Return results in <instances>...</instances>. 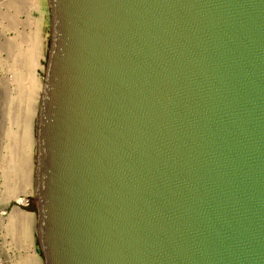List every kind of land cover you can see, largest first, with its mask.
Wrapping results in <instances>:
<instances>
[{"label":"water","instance_id":"1","mask_svg":"<svg viewBox=\"0 0 264 264\" xmlns=\"http://www.w3.org/2000/svg\"><path fill=\"white\" fill-rule=\"evenodd\" d=\"M46 6L42 264H264V0Z\"/></svg>","mask_w":264,"mask_h":264},{"label":"rangeland","instance_id":"2","mask_svg":"<svg viewBox=\"0 0 264 264\" xmlns=\"http://www.w3.org/2000/svg\"><path fill=\"white\" fill-rule=\"evenodd\" d=\"M18 1L23 3L25 1V3L21 5ZM18 1L0 0V264H42L35 243L34 213L12 205L13 200H16L15 198L17 197L20 198L18 202L23 205H26V202L32 197L35 133L33 132L32 134L31 146V182L30 185L21 184L19 186L20 179L15 175L16 172L11 167V164L14 159L15 161L17 160L16 156L20 152V147L17 144L20 140L15 142L12 136L19 134L22 130L23 124L14 116V111L18 110L21 112L24 109V90L27 84L25 81L19 80L16 77V73L18 70V74L21 71L28 74V71L20 61L17 51L6 46L18 41L23 47L24 42L21 41V37L32 40L35 36H38L42 60L37 68V76L41 78L47 43L49 13L46 0ZM18 4L25 6L21 7ZM31 37L33 38L31 39ZM29 72V76L33 75L32 69ZM6 90L7 92H5ZM36 98H39V95H36ZM34 100L37 106L38 100ZM17 121L18 123H16ZM35 121L36 113L31 121L33 126ZM14 130L16 131L14 132ZM8 131L10 132L8 133ZM12 142H14L13 146ZM18 149L19 151H17ZM13 156H15L14 159ZM14 183H16L17 187H15L13 192L7 190V185H14ZM5 210L9 211L8 214H4ZM23 216H30L29 223L23 220Z\"/></svg>","mask_w":264,"mask_h":264},{"label":"bare ground","instance_id":"3","mask_svg":"<svg viewBox=\"0 0 264 264\" xmlns=\"http://www.w3.org/2000/svg\"><path fill=\"white\" fill-rule=\"evenodd\" d=\"M16 1V0H15ZM18 1V0H17ZM29 2V1H28ZM14 3V1H13ZM18 3H22L23 2H19ZM25 3V1H24ZM23 3V4H24ZM12 4V1H11ZM15 4V3H14ZM20 4H18L19 6ZM20 5V6H21ZM14 6V5H12ZM11 6V7H12ZM25 5L21 6L24 7ZM9 7V5H8ZM17 7V6H16ZM13 8V7H12ZM15 8V6H14ZM13 8V9H14ZM18 10V9H17ZM20 10V9H19ZM8 15V14H7ZM14 15V14H13ZM12 17V15H11ZM9 20V19H8ZM12 20V19H11ZM17 21V20H16ZM10 22V21H9ZM15 22V21H14ZM45 33V32H44ZM33 37H31L32 39ZM13 41V40H12ZM21 41L24 42V46L22 47L19 42L17 41L16 43H13L9 46V44L6 47H9L10 49H15L18 53V57L20 58V61L22 62L23 66L26 68V70L28 71L27 73H23L22 71L19 72L18 74V70L16 73V77L21 80L22 82L25 81L26 82V89L24 90L25 94H24V100H25V105H24V109L20 112L18 110L14 111V116H16L20 122H22V130L19 134L17 135H13V140L15 142H19L17 143L18 146L20 147V152H18L17 156H16V161H15V156H13V162L11 164V167L14 169V171L16 172L15 175H17V177H19L20 179V184H24V185H30L31 182V146H32V134L34 132V126L31 123L32 118H34V115L36 113V102L34 99H36V101L38 100V98H36V95H40V90H41V78L37 76V68L40 66L41 63V58H42V53H41V49H40V45H39V38L38 36H35L32 40H28V38L26 39L25 37H21ZM14 42V41H13ZM21 42V43H22ZM11 43V42H10ZM23 44V43H22ZM8 50V49H7ZM16 53V54H17ZM18 67V66H17ZM32 69V73L33 75L29 76V71ZM16 70V69H15ZM16 78V80H17ZM14 82V81H13ZM16 83V82H15ZM6 88V87H5ZM5 90V89H4ZM17 91V88H16ZM7 92V90L5 91ZM21 92V91H20ZM4 94V93H3ZM8 94V93H7ZM15 94V92H14ZM5 95V94H4ZM2 96V95H1ZM7 96V95H6ZM5 97V96H4ZM3 98V97H2ZM1 98V99H2ZM13 98V97H12ZM16 109V108H14ZM18 123V121L16 122ZM15 123V124H16ZM20 124V123H19ZM17 126V125H16ZM21 126V125H20ZM21 128V127H20ZM19 128V129H20ZM17 130V129H16ZM14 130V132L16 131ZM18 131V130H17ZM10 131H8L9 133ZM19 132V131H18ZM10 136V135H7ZM14 142H12V146H13ZM16 148V147H15ZM14 148V150H15ZM17 149V148H16ZM9 150V149H8ZM13 150V151H14ZM19 151V149L17 150ZM11 153V152H9ZM15 154V153H14ZM8 158V157H7ZM8 160V159H7ZM6 160V161H7ZM11 160V159H10ZM7 166V165H6ZM14 175V174H13ZM15 185V186H14ZM14 185H7V190L12 191L15 189L16 183H14ZM23 186V185H22ZM22 188V187H21ZM16 201H20V198L17 197L15 198ZM24 221H27V223H29L30 221V216H23L22 217ZM21 218V219H22ZM27 227V226H26ZM27 232V231H26ZM27 234V233H26Z\"/></svg>","mask_w":264,"mask_h":264}]
</instances>
